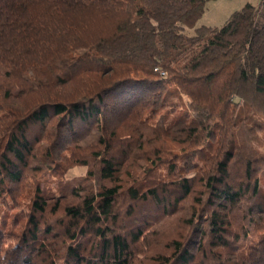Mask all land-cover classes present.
<instances>
[{
  "label": "trees",
  "instance_id": "16d2710c",
  "mask_svg": "<svg viewBox=\"0 0 264 264\" xmlns=\"http://www.w3.org/2000/svg\"><path fill=\"white\" fill-rule=\"evenodd\" d=\"M207 1L0 0V264H264V0Z\"/></svg>",
  "mask_w": 264,
  "mask_h": 264
},
{
  "label": "rangeland",
  "instance_id": "374dc122",
  "mask_svg": "<svg viewBox=\"0 0 264 264\" xmlns=\"http://www.w3.org/2000/svg\"><path fill=\"white\" fill-rule=\"evenodd\" d=\"M246 2L256 4L258 0H208L205 5V10L198 19L196 25L208 24L219 26L225 21V19L233 10L240 8ZM185 32L192 34L193 29L186 27ZM83 172V167H73L67 173V177L77 176Z\"/></svg>",
  "mask_w": 264,
  "mask_h": 264
},
{
  "label": "crops",
  "instance_id": "0c3cea01",
  "mask_svg": "<svg viewBox=\"0 0 264 264\" xmlns=\"http://www.w3.org/2000/svg\"><path fill=\"white\" fill-rule=\"evenodd\" d=\"M233 11H234V10H233ZM233 11H232V12H233ZM229 15H230V14H229Z\"/></svg>",
  "mask_w": 264,
  "mask_h": 264
}]
</instances>
